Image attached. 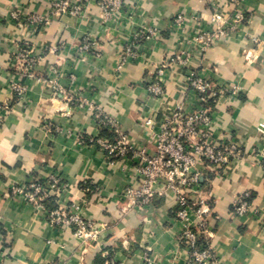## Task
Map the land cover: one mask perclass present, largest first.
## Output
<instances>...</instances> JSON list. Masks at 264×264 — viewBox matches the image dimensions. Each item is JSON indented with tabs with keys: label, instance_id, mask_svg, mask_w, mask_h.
<instances>
[{
	"label": "crops",
	"instance_id": "crops-1",
	"mask_svg": "<svg viewBox=\"0 0 264 264\" xmlns=\"http://www.w3.org/2000/svg\"><path fill=\"white\" fill-rule=\"evenodd\" d=\"M53 0H0V264H140L144 254L153 264H187L177 237L175 197L171 191L147 206L127 207L123 190L134 177V163L109 162L99 145L101 129L93 108L116 122L133 147L152 146L140 121L154 129L178 105L193 109L198 99L187 84L188 71L199 72L216 85L233 86L238 95L220 101L210 127L213 143L225 140L241 151L217 171L201 168L198 196L214 205L209 219V243L221 264H264V0H247L245 20L228 38L214 41L206 51L190 39L206 26L213 12L229 15V0H123L119 17L106 19L91 0L81 16H50L32 28L21 16H47ZM182 16L181 26L174 24ZM154 27L159 36L136 45L138 57L123 62L122 49L141 28ZM87 37L92 53L79 56ZM28 43L41 57L32 76L21 78L15 53ZM170 63L159 79L164 94L154 97L147 86L158 80L157 69ZM56 70L57 73H52ZM22 80L27 90L16 99L11 90ZM62 92L54 95L52 82ZM88 104L78 106V97ZM103 138V137H101ZM107 139V138H106ZM58 174L67 184L45 209H36L10 187ZM250 194L246 214L232 213L233 201ZM76 205L99 228L96 240H83L71 228L52 225L47 209Z\"/></svg>",
	"mask_w": 264,
	"mask_h": 264
},
{
	"label": "built area",
	"instance_id": "built-area-1",
	"mask_svg": "<svg viewBox=\"0 0 264 264\" xmlns=\"http://www.w3.org/2000/svg\"><path fill=\"white\" fill-rule=\"evenodd\" d=\"M91 0H53L47 16L12 13V18L21 21L32 28L42 27L50 22V16L71 14L81 16L85 5ZM102 9L106 19H117L123 0H94ZM247 0H229L231 13L225 15L215 11L206 26H198L190 39L193 46L200 51H206L214 41L228 38L236 33L245 20V3ZM182 16H176L174 24L181 26ZM159 33L154 27L141 28L134 33L132 40L122 49L123 62L138 57L136 45L143 40L154 39ZM95 43L83 38L77 48L79 56L92 53ZM41 57L40 53L23 43L15 53V66L18 76H32L33 69ZM184 64L179 56L168 57L157 69L158 80L147 86V91L154 97H162L164 89L160 78L170 63ZM52 73H57L52 70ZM186 80L189 89L196 94L197 105L187 111L178 105L164 117L158 129H154V121L144 118L140 122L146 132L148 142L152 146L133 147L125 134L118 131L116 122L103 114L98 107L93 109V119L100 128L108 127L113 130L116 138L109 140L97 138L92 142L100 146L109 162L132 161L134 177L138 186L131 183L125 186L123 198L127 207L147 206L156 196H162L165 191H171L175 197V218L181 224L178 241L183 245L187 264H221L209 243L211 236L209 219L214 216V205L198 196L202 172L198 165L217 171L241 155L240 149L234 143L221 140L213 143L210 140V127L215 121L214 107L222 100L236 97L238 89L233 86L216 85L205 79L199 72L188 71ZM54 95L62 92L57 81H51ZM11 90L16 99H23L27 87L22 80L12 82ZM78 106L88 104L87 99L78 97ZM9 103H0V112L8 110ZM260 131L264 133V126ZM264 169V150L259 154ZM67 184L58 174H51L46 179H32L25 184L10 187L11 196L22 197L36 209H45L46 203L57 198ZM250 194L245 192L232 203V213L237 216L246 214L250 207ZM50 223L60 228H71L76 237L85 240H96L99 228L86 219L76 205L70 207L46 210ZM203 241L204 246L200 245ZM110 264H114L111 262ZM140 264H153L147 254H144Z\"/></svg>",
	"mask_w": 264,
	"mask_h": 264
},
{
	"label": "trees",
	"instance_id": "trees-1",
	"mask_svg": "<svg viewBox=\"0 0 264 264\" xmlns=\"http://www.w3.org/2000/svg\"><path fill=\"white\" fill-rule=\"evenodd\" d=\"M100 129H101V137L107 138L109 140H113L116 138V135L112 129H110L108 127H102ZM50 203H51V200L46 203V206H49ZM203 244H205V243L203 241H201L200 245L204 246Z\"/></svg>",
	"mask_w": 264,
	"mask_h": 264
}]
</instances>
